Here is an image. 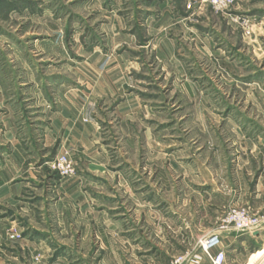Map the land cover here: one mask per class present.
<instances>
[{
  "label": "rangeland",
  "instance_id": "1",
  "mask_svg": "<svg viewBox=\"0 0 264 264\" xmlns=\"http://www.w3.org/2000/svg\"><path fill=\"white\" fill-rule=\"evenodd\" d=\"M162 35L172 56L156 48V36ZM123 62L129 68L124 75L135 84L130 89L134 98L156 113L151 125L170 133L172 153L186 149L177 156L189 162V174L191 168L198 171L197 163L217 174L214 185L221 198L214 204L223 213L244 207L260 218L264 212L259 163L264 165V0H235L222 14L201 0H0V168L9 162L10 144H18L29 157L18 170L20 182L29 180L18 204L0 201V264H103L92 227L103 219V180L85 186L89 206L83 217L82 204L67 197V190L72 182L91 179L78 161L72 160L70 178L60 179L52 171L57 145L45 143V114L55 107L58 86L83 90L89 81L103 78V68ZM165 63L170 70L162 71ZM89 64L97 72H87ZM118 103L107 108L96 102L92 114H111ZM98 122L105 135L110 126ZM105 141L108 157L121 164L123 143L109 134ZM145 153L133 154L139 164ZM236 164L233 175L229 169ZM121 169L128 165L122 163ZM178 175H172L175 190L184 178ZM190 176L194 191L210 188L208 183L198 186L207 182L205 174ZM260 176L259 198L247 196L233 206V197L255 191ZM84 223H91L88 231ZM84 238L88 244L82 245ZM253 249L259 247L247 253ZM251 260L256 264L255 257Z\"/></svg>",
  "mask_w": 264,
  "mask_h": 264
},
{
  "label": "crops",
  "instance_id": "2",
  "mask_svg": "<svg viewBox=\"0 0 264 264\" xmlns=\"http://www.w3.org/2000/svg\"><path fill=\"white\" fill-rule=\"evenodd\" d=\"M150 33L152 29L149 30L148 34ZM155 40L158 51L162 46L168 56H172L171 46L163 35L156 36ZM163 67L162 71L171 69L166 63ZM137 68V64L132 65V69ZM84 69L89 73L97 72L96 66L91 64ZM128 69L125 62L115 68L107 66L103 68V78L98 79L99 82L96 83L86 79L89 85L84 86L83 90H76L72 86H58L57 95L53 100L55 107L45 114V143L50 141V144L57 145L56 155L68 151L71 160L76 164L78 161L83 173H87L91 179L90 182L87 178L82 179L80 183L72 182L73 185L67 190V197H73L78 204H82L78 207L83 217L86 216L89 206L85 186L94 187L92 182L96 179L103 180V219L100 217L92 226L99 237V253L105 256L103 264H167L175 255L196 252L198 241L208 236L219 223L224 213L214 204V200L221 198L220 193L215 191L217 174L212 176L207 167L198 163V171L194 172L191 168L193 173L189 174V162L178 157L186 149L181 146L182 149L172 153L170 149L173 142L170 133L166 132V129L157 130L151 125L156 119V113L149 105H143L134 98L133 92L130 91L135 85L134 81L124 75V71ZM99 101H103V106L107 108L116 101L119 103L111 114H92L93 104ZM114 117L118 121L117 125H114ZM98 121H105L110 126L105 135H115L119 142L123 143L122 148L126 152L121 155V164L128 165V170H117L121 164H114L108 157L105 150L108 144L105 143V135L103 129L99 128ZM140 139L142 143L139 142ZM112 140L118 141L113 138ZM10 145L9 162H4L0 168V201L16 205L29 181L20 182L17 178L18 170L29 157L18 144ZM118 146L120 147L119 143ZM139 149L146 152L145 158L141 160L142 165L133 155ZM251 149L254 152V149ZM128 153L133 157L124 158ZM198 157L197 155L196 158ZM259 163L264 171L262 160ZM251 165L252 162L249 169H252ZM229 170L234 175L237 164ZM130 171L138 173L139 176L134 177ZM177 174H180L177 176L179 179L182 175L184 178L180 179L179 185L174 184L177 189L181 186L175 190L172 188V175ZM202 174H205L207 182L204 181L198 186L204 187L208 183L210 188L194 191L189 185L191 181L188 182L187 178L190 175L196 178ZM31 177L33 174L29 173L27 178ZM228 178L230 179L229 176ZM261 180L262 177H258L255 191L252 193L244 192L237 197L232 196L233 206L238 205L247 196L256 201L259 198L258 184ZM108 188L113 192L106 191ZM105 203L107 207L104 206ZM259 209H262L261 205ZM258 212L256 211L257 214ZM259 214L263 224L255 232H232L223 238L221 249L225 252V264H252L251 259L254 257L256 264H259L264 259V212L260 211ZM90 224H83L87 231L91 227ZM81 243L88 244V240L81 239ZM252 246L259 249H253L254 253H247ZM241 248L243 253L239 252ZM130 252V259L123 260V255ZM203 264H208V260L204 259Z\"/></svg>",
  "mask_w": 264,
  "mask_h": 264
},
{
  "label": "built area",
  "instance_id": "3",
  "mask_svg": "<svg viewBox=\"0 0 264 264\" xmlns=\"http://www.w3.org/2000/svg\"><path fill=\"white\" fill-rule=\"evenodd\" d=\"M216 13H226L235 4V0H201ZM246 34H250L247 25L243 26ZM52 171L60 178L67 179L74 175L75 168L68 151L56 155L52 165ZM263 224L249 208L231 207L223 214L217 226L197 243V250L193 254L178 255L173 257L168 264H225V252L221 249L223 238L234 233L255 232Z\"/></svg>",
  "mask_w": 264,
  "mask_h": 264
}]
</instances>
